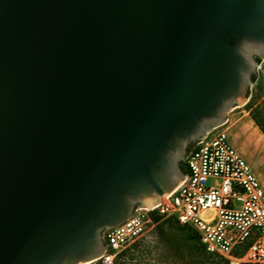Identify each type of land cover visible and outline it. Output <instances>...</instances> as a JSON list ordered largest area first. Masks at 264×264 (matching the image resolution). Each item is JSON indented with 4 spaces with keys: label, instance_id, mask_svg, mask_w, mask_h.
<instances>
[{
    "label": "water",
    "instance_id": "1",
    "mask_svg": "<svg viewBox=\"0 0 264 264\" xmlns=\"http://www.w3.org/2000/svg\"><path fill=\"white\" fill-rule=\"evenodd\" d=\"M264 0H0V264H89L247 101Z\"/></svg>",
    "mask_w": 264,
    "mask_h": 264
},
{
    "label": "built area",
    "instance_id": "2",
    "mask_svg": "<svg viewBox=\"0 0 264 264\" xmlns=\"http://www.w3.org/2000/svg\"><path fill=\"white\" fill-rule=\"evenodd\" d=\"M224 124L192 144L177 188L104 232L103 263L112 264L120 251L155 232L159 221L173 218L192 227L206 251L229 264H264V186Z\"/></svg>",
    "mask_w": 264,
    "mask_h": 264
},
{
    "label": "rangeland",
    "instance_id": "3",
    "mask_svg": "<svg viewBox=\"0 0 264 264\" xmlns=\"http://www.w3.org/2000/svg\"><path fill=\"white\" fill-rule=\"evenodd\" d=\"M256 60V78L250 83L247 101L229 109L223 128L264 186V133L251 116V108L254 107H259L264 113V53H258ZM188 231V228L172 226L170 233L174 237L173 243L161 240L155 232L149 233L141 241V244L149 246L147 258L155 264H221L218 256L191 250ZM100 261L98 259L89 264Z\"/></svg>",
    "mask_w": 264,
    "mask_h": 264
},
{
    "label": "trees",
    "instance_id": "4",
    "mask_svg": "<svg viewBox=\"0 0 264 264\" xmlns=\"http://www.w3.org/2000/svg\"><path fill=\"white\" fill-rule=\"evenodd\" d=\"M256 74L253 75L252 81L255 80ZM251 116L254 119L257 126L261 129L264 133V113L259 107L251 108ZM183 169L186 171V164L182 162ZM176 224V225H173ZM172 226H176L180 229L188 228L189 231L187 233V238L190 240V248L191 250L200 251L206 254H212L206 251L202 243L199 241V238L192 227L187 225L180 224L176 219L167 218L164 220L159 221L156 226L155 233L157 236L168 243L174 242V237L171 235L170 231ZM141 240L136 241L131 246L127 247L120 251L112 264H155L147 258L148 254H150L149 246L145 244H141ZM218 256L221 259V264H229V261L222 256L217 254H212ZM98 264H105L100 261Z\"/></svg>",
    "mask_w": 264,
    "mask_h": 264
},
{
    "label": "bare ground",
    "instance_id": "5",
    "mask_svg": "<svg viewBox=\"0 0 264 264\" xmlns=\"http://www.w3.org/2000/svg\"><path fill=\"white\" fill-rule=\"evenodd\" d=\"M263 139V138H262Z\"/></svg>",
    "mask_w": 264,
    "mask_h": 264
}]
</instances>
